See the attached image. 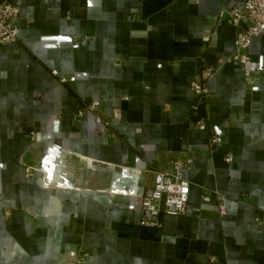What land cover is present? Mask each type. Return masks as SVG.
Listing matches in <instances>:
<instances>
[{
    "label": "crops",
    "instance_id": "crops-1",
    "mask_svg": "<svg viewBox=\"0 0 264 264\" xmlns=\"http://www.w3.org/2000/svg\"><path fill=\"white\" fill-rule=\"evenodd\" d=\"M243 1L0 0L19 10L16 42L0 46V264H71L79 251L84 264H264V33L248 75L217 63ZM207 67L198 99L189 83ZM94 100L120 118H78ZM186 152L185 213L140 225L153 171Z\"/></svg>",
    "mask_w": 264,
    "mask_h": 264
},
{
    "label": "built area",
    "instance_id": "built-area-1",
    "mask_svg": "<svg viewBox=\"0 0 264 264\" xmlns=\"http://www.w3.org/2000/svg\"><path fill=\"white\" fill-rule=\"evenodd\" d=\"M197 1V0H194ZM19 10L17 6L10 3H0V46L13 44L17 40V21ZM228 20L231 25L238 27L234 38V51L229 58H219L218 65L228 61L237 62L244 75L250 73L247 67L249 63L248 48L252 40L259 34L264 33V0H244L241 6L233 5L228 10ZM215 67L204 69L205 77L193 79L189 83L191 92L198 99H205L210 96L206 85V79L212 76ZM99 101L94 100L85 104L77 111V117L82 118L86 112L94 115L97 123L108 125L110 120L120 118V110L114 108L110 117L102 118L98 111ZM193 108L196 104L192 105ZM193 127L199 130L205 129V124L196 120ZM31 142L35 141V134L29 135ZM219 136H212L209 140L210 146L220 143ZM193 155L191 153L178 154L172 161L170 169L163 168L153 171L152 183L146 186L141 200L139 223L145 227H160L163 215H183L186 210L190 181L184 172L191 166ZM232 156L226 154L225 162L231 163ZM29 166L25 168V174H29ZM212 192L204 190L201 194V201L207 202ZM217 214L222 216L225 213L224 197L217 196ZM8 212V211H6ZM260 217L255 216L254 221L258 222ZM87 253L79 251L74 255L71 264H84Z\"/></svg>",
    "mask_w": 264,
    "mask_h": 264
}]
</instances>
